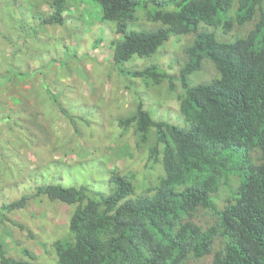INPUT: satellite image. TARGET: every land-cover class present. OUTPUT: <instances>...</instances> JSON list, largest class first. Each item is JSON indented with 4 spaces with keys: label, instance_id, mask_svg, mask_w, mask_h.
Here are the masks:
<instances>
[{
    "label": "trees",
    "instance_id": "16d2710c",
    "mask_svg": "<svg viewBox=\"0 0 264 264\" xmlns=\"http://www.w3.org/2000/svg\"><path fill=\"white\" fill-rule=\"evenodd\" d=\"M42 21L63 23L67 0H47ZM99 6L115 24L113 62L150 57L173 36L187 37L176 75L158 64L130 73L181 87L184 124L156 120L139 102L119 124H133L147 160L163 174L138 193L133 173L111 170L107 193L88 185L40 184L2 206L24 207L46 195L74 209L69 238L53 242L57 264H264V0H81ZM157 23L135 29L138 14ZM245 25H250L245 28ZM243 33L219 39L217 30ZM245 29V30H244ZM216 76L192 83L204 62ZM0 247V264H40Z\"/></svg>",
    "mask_w": 264,
    "mask_h": 264
},
{
    "label": "rangeland",
    "instance_id": "374dc122",
    "mask_svg": "<svg viewBox=\"0 0 264 264\" xmlns=\"http://www.w3.org/2000/svg\"><path fill=\"white\" fill-rule=\"evenodd\" d=\"M52 12L47 0H0V247L16 258H28L27 249L40 264H57L52 245L70 237L74 205L41 194L19 209L2 206L40 184H83L107 193L111 170L133 173L138 193L155 184L161 164L147 160L133 124L123 127L119 120L141 102L154 119L182 125V90L176 80L172 90L165 80L130 72L156 63L176 75L190 38L173 36L152 56L123 62L120 72L112 57L115 24L101 19L96 3L67 0L62 24L42 21ZM157 25L138 14L132 27ZM217 33L230 40L243 29ZM215 76L206 61L190 82ZM210 261L206 256L193 264Z\"/></svg>",
    "mask_w": 264,
    "mask_h": 264
}]
</instances>
